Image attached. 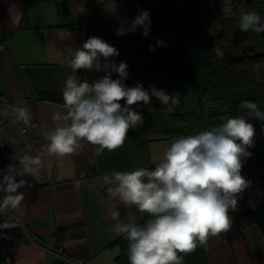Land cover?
Wrapping results in <instances>:
<instances>
[{"label":"crops","instance_id":"obj_1","mask_svg":"<svg viewBox=\"0 0 264 264\" xmlns=\"http://www.w3.org/2000/svg\"><path fill=\"white\" fill-rule=\"evenodd\" d=\"M168 2L0 0V32L9 39L0 57V93L14 98L19 107H27L31 120L39 124L32 149L21 151L13 163L0 156V180L11 167L15 173H24L16 175L17 182L25 181L17 190L23 194L17 207L0 213V264H120L121 256L128 264V242L114 225L132 219L143 223L147 214L109 194L113 186L106 184L104 177L111 174H99L95 146L82 142L77 154L58 158L49 155L45 137L56 126L53 114L62 111V89L71 72L64 63L67 48H79L91 36L106 42L132 38L133 31L117 35V29H128L141 10L162 11ZM218 4L225 16L232 15L231 0H218ZM154 33L137 41V49L149 50L150 45L158 49ZM101 62H105L103 58ZM109 62L133 64L134 60L119 54ZM76 75L91 83L105 72L82 69ZM111 75L113 78V72ZM130 82L134 80L125 81L128 87L135 86ZM138 83L145 89L178 93L174 81L161 80L155 72ZM149 104L165 106L155 97ZM181 105L184 102L180 98ZM247 118L254 125L255 137L241 175L249 183L237 194L236 209L230 211L252 212L255 221L241 231L210 238L208 264H264V124L255 117ZM172 125L183 127V123ZM170 143L168 138H153L148 145V161L154 165ZM34 159L39 161L35 176L24 172ZM4 195L0 189V200ZM113 211L118 213L115 218ZM59 230H65L64 238H60Z\"/></svg>","mask_w":264,"mask_h":264},{"label":"clouds","instance_id":"obj_2","mask_svg":"<svg viewBox=\"0 0 264 264\" xmlns=\"http://www.w3.org/2000/svg\"><path fill=\"white\" fill-rule=\"evenodd\" d=\"M150 14L141 10L128 29L118 28L117 35L142 28V35L150 31ZM241 32L264 33V19L256 11L242 12L238 23ZM213 34V31L210 32ZM158 46H164L157 40ZM149 50H154L149 46ZM216 58L224 52L213 49ZM119 55L116 47L98 36L89 37L79 48H67L64 63L71 70L62 89V111L53 114L56 126L46 133L49 155L65 157L77 154L82 142L95 147L97 156L105 150L113 152L122 147L130 130L137 129L144 120L133 106L148 105L157 98L168 112L180 104L178 93L167 94L155 87L145 89L142 84L128 87V65L109 62ZM103 58L104 63L101 62ZM104 71L105 75L93 82L81 79L79 70ZM109 69L111 71H109ZM118 75L113 79L111 73ZM121 101L124 103L122 104ZM239 108L246 115H236L195 134L173 138L152 169L137 167L131 171H113L104 181L108 192L126 206H135L147 214L143 223L135 219L114 225L118 234L128 242V264H184V256L198 247H207L209 239L228 232L232 226L230 210L237 207V194L247 186L241 175L248 148L254 144L255 128L248 116L264 122V111L252 100L240 101ZM13 123L29 125L31 112L27 107L11 109ZM8 118L7 110L0 112ZM32 160L24 172L35 176ZM13 168L0 180L5 192L0 200V213L16 208L23 199ZM91 187V185H90ZM118 215L113 211L112 216Z\"/></svg>","mask_w":264,"mask_h":264},{"label":"trees","instance_id":"obj_3","mask_svg":"<svg viewBox=\"0 0 264 264\" xmlns=\"http://www.w3.org/2000/svg\"><path fill=\"white\" fill-rule=\"evenodd\" d=\"M231 3L232 15L225 16L218 0H189L184 5H172L169 0L164 10L149 13L150 31L155 30L158 40L164 44L156 50L137 49V41L146 39L142 28L134 30L132 38L107 40L124 59L134 60L133 64H127L126 80L139 82L151 72L158 73L161 80L176 83L181 100L187 104L172 112L162 105L143 104L141 108L134 105V110L145 116L146 122L149 119V127L145 122V126L129 131L122 147L96 155L99 174L135 169V153L145 158L142 167L152 169L154 165L148 161L147 153L153 138L172 141L175 137L206 130L227 118L246 115L239 108L242 100H252L264 111V33L241 32L238 26L242 12L256 11L264 19V0H231ZM215 48L224 52L223 59L215 57ZM113 78H118L115 72ZM243 89H253V94L239 98L237 92ZM217 102L224 111L212 108L206 111L208 104ZM195 103L193 109L191 104ZM173 123L187 126H173ZM152 125L154 129L150 128ZM229 215L232 226L226 234L241 231L255 221L252 212L230 211ZM78 229L83 232L81 226ZM58 232L60 238L65 237V230ZM206 248L198 247L184 256V264H208ZM119 263L125 264L122 256Z\"/></svg>","mask_w":264,"mask_h":264},{"label":"built area","instance_id":"obj_4","mask_svg":"<svg viewBox=\"0 0 264 264\" xmlns=\"http://www.w3.org/2000/svg\"><path fill=\"white\" fill-rule=\"evenodd\" d=\"M8 41L9 39L0 32V57L5 53ZM14 106H18L14 98L0 93V112H9L8 118L0 115V156L8 163L15 162L21 151L32 149L39 134V124L36 120H31L27 126L22 122H12L14 116L11 109Z\"/></svg>","mask_w":264,"mask_h":264},{"label":"rangeland","instance_id":"obj_5","mask_svg":"<svg viewBox=\"0 0 264 264\" xmlns=\"http://www.w3.org/2000/svg\"><path fill=\"white\" fill-rule=\"evenodd\" d=\"M189 0H172V5H178V4H181V5H184V4H186L187 2H188ZM152 32H155L156 33V35H157V32L155 31V30H151L150 31V33L148 34V36L152 33ZM154 33V34H155ZM147 36V37H148ZM146 37V38H147ZM157 40H158V37H157ZM231 40H233V38H231ZM236 40V39H235ZM126 81H128V80H126ZM124 83H125V81H124ZM130 83H132L133 85H137V82L136 81H134V83L133 82H130ZM125 85L127 86V84L125 83ZM134 87V86H133ZM244 91H241L240 93H238V94H240V95H238L239 97H248V96H250L251 95V92L253 91V89H243ZM246 90H248V91H246ZM244 92H250L249 94H247V93H244ZM236 98V97H235ZM236 99H239V98H236ZM185 101V100H184ZM122 103H124V102H122ZM184 104L186 105L187 104V102H184ZM136 106H139V108H141V107H144L143 106V104L142 103H140V104H138V105H136ZM208 106L209 107H207L206 108V111L207 110H209V109H214V110H219L218 112H222V111H224L223 109H224V107H221V106H219V103L217 102V103H210V104H208ZM191 107L194 109L195 107H196V103L195 104H191ZM137 111V110H136ZM141 111V110H140ZM147 113L148 114H151V111H147ZM152 119H154V118H152ZM143 120H144V122H143V124L142 125H140L139 127H143V126H145V122H146V118H145V116H143ZM157 120V119H156ZM148 121H149V119H147V122H146V124H147V126L149 127V123H148ZM183 126L184 127H186L187 125L186 124H183ZM150 128H153L154 129V126L152 125V127H150ZM144 162H145V158L142 156V155H138L137 153H135V155H134V164H135V167L137 168V167H142V165H144Z\"/></svg>","mask_w":264,"mask_h":264}]
</instances>
